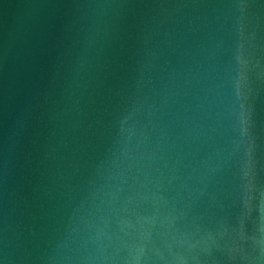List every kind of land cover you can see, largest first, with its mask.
Instances as JSON below:
<instances>
[{
    "label": "water",
    "instance_id": "1",
    "mask_svg": "<svg viewBox=\"0 0 264 264\" xmlns=\"http://www.w3.org/2000/svg\"><path fill=\"white\" fill-rule=\"evenodd\" d=\"M0 264H264V0H0Z\"/></svg>",
    "mask_w": 264,
    "mask_h": 264
}]
</instances>
